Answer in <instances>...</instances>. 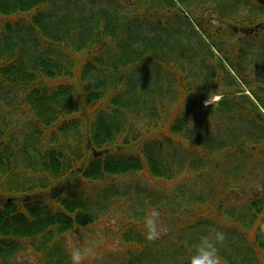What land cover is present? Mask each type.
<instances>
[{"label": "trees", "instance_id": "16d2710c", "mask_svg": "<svg viewBox=\"0 0 264 264\" xmlns=\"http://www.w3.org/2000/svg\"><path fill=\"white\" fill-rule=\"evenodd\" d=\"M247 69L264 81L256 0H0V264H71L73 231L133 192L147 208L168 197L180 235L148 242L140 221L127 225L123 264H189L212 229L226 234L223 264H259L264 198L237 207L224 194L264 179V84L240 102L228 80L248 83ZM223 70L230 91L218 93ZM137 172L173 183L174 195L133 179L123 189L120 177ZM203 177L207 203L229 221L208 223L205 197L186 194Z\"/></svg>", "mask_w": 264, "mask_h": 264}, {"label": "rangeland", "instance_id": "374dc122", "mask_svg": "<svg viewBox=\"0 0 264 264\" xmlns=\"http://www.w3.org/2000/svg\"><path fill=\"white\" fill-rule=\"evenodd\" d=\"M229 43L228 38L226 39V44ZM197 65V64H196ZM227 70L229 71L230 69L227 68ZM223 72H225L224 70L222 72L218 71V74H216L217 76L214 77L216 79V81H218V78L220 79V86L222 87H218L216 85V81L212 82V85L214 86V89L216 90L218 93H222V92H228L230 91L228 87L225 86L226 81V77L223 78V76H225V74H223ZM248 76V83H238L236 81H234L233 77H230L228 75V80L231 82H234V87H231L233 92H237V96L240 95V102H246L247 98L249 99L250 97H252L253 100H257V97L255 96V92H256V86L257 85H263L264 81L259 83L255 80V75L256 72L254 70H246L245 72ZM210 74V73H209ZM208 74V75H209ZM209 79L211 80L212 78L210 76H208ZM212 90V91H214ZM247 97V98H246ZM255 97V98H254ZM220 99V96H215V97H211V98H206V101H208L207 104H216L218 102V100ZM238 118V116L234 119V121H230L229 119L222 121L223 124H239V120L236 121V119ZM218 121V120H217ZM220 122V121H218ZM221 123V122H220ZM251 128V129H250ZM211 131L215 132L214 129L209 128ZM243 130V129H242ZM241 130V131H242ZM244 130H246V132H250V137L254 138V128L253 126L251 127L250 125H246ZM251 130V131H250ZM245 132V133H246ZM247 141L242 143H235L236 146H240L242 145V148L244 149L245 145L244 143H246ZM248 143V142H247ZM252 144V143H249ZM238 156L235 155H227L226 156V160H233L236 159ZM260 157H262V154L259 152L258 155H256V153L252 154V158L254 160L257 161H262V159H260ZM224 159V160H225ZM233 166L230 165L229 167ZM244 165H240L239 168V172H241L242 170H248L251 173V170L249 168H245ZM209 169V168H208ZM202 173H210V170H206L205 172ZM242 173V172H241ZM197 173H194V175H196ZM243 174V173H242ZM246 174V173H245ZM192 177H195V176ZM206 176V175H204ZM207 177V176H206ZM206 177H203L201 179H199L200 183L196 184L195 182L192 184V186H188L186 189V194L189 196L191 195L192 197L197 196L199 194L203 195L206 199L205 205H209V203H207L208 200V195H210L208 192H210V186L209 183L210 181H208V179ZM133 180H141V184H143V186L145 187H152L150 188V191H153L154 189H162L163 191H165V194L168 195H174L173 194V190H172V184L173 183H167L164 184V182L161 181H156L154 179H152V177H150L147 172H137L132 174L131 176H126V177H120L119 180V184L123 181L124 184L121 185L123 186V189L125 187H128V184ZM191 179V175H183L181 178V182L186 184L184 181L185 180H189ZM237 182L240 187L241 185L245 184L244 181L241 180H237L234 181ZM248 182V188L244 189V191H240L243 188H240L239 186H234L232 190L230 191H226L225 194V198L226 201L234 206L237 207H241L242 205H246L247 202L249 201H257L258 199L264 198V179H247ZM203 184H205L206 189H204ZM249 184H251L252 186H250ZM169 186V187H168ZM205 190V193L202 194L200 193V189ZM126 189V188H125ZM167 200V199H166ZM193 200V198L191 199ZM144 202V193H139V192H133V199L132 197H125V196H120L117 197L116 201L111 205V212L108 211L106 213L105 216H103V218H101L100 221H98L97 223H95L94 225L85 227V228H76L73 233L70 235V241L73 247L76 248H80V249H91V254L89 256H87L83 262V264H122L123 259L128 258L129 254L127 253L126 248L130 246V241L128 240H124L122 239L123 236L125 235L126 232V228L127 225L131 224V223H135L136 221H140L141 224L143 225V221L144 218L147 214H149L152 210H158L160 213V220L162 222V225L165 229V236H162V239H164L167 235L170 238H173L175 235V239L177 240V237L180 235V233H175L174 232V224H176L177 222H175V217L176 215H170L169 212L171 210H173L174 208L172 207L171 209H166L167 208V204L168 201H166V208L163 206L162 204V200L159 203V207H155L151 205V201L148 200L147 204H148V208L147 206L142 205V207L140 206V202ZM165 202V200H163V203ZM162 205V206H161ZM161 206V207H160ZM191 206L193 207H197V210H191L194 211L195 213H198V207L200 206L198 203H193L191 202ZM147 208V209H146ZM202 211H206L207 208L203 207L201 208ZM208 209H212L213 211L210 212L207 210V216H213L212 218H217V220L225 222V221H229L227 219L228 213L225 214L223 213V215L221 217H219V215H217V210H216V206H210L208 207ZM144 212V215L142 216H137L135 214L136 211H140V212ZM179 214L181 215V220H179V223L182 222V220L184 219H188L186 217V205H183L182 207H180ZM216 210V211H215ZM177 214V213H176ZM246 223V222H245ZM181 226H183V224H180ZM143 227V226H142ZM262 234L264 235V228H262ZM182 241H185L184 239H181ZM161 242V241H160ZM259 259L260 262L259 264H264V252L259 251Z\"/></svg>", "mask_w": 264, "mask_h": 264}, {"label": "clouds", "instance_id": "9594fccd", "mask_svg": "<svg viewBox=\"0 0 264 264\" xmlns=\"http://www.w3.org/2000/svg\"><path fill=\"white\" fill-rule=\"evenodd\" d=\"M208 101H206L207 105ZM145 238L148 242H156L165 234L158 210H152L143 221ZM226 240V234L218 229H212L207 235L199 238L195 245L194 254L189 258V264H223L219 255L220 247ZM91 254V249L73 247L70 251L71 264H83L85 258Z\"/></svg>", "mask_w": 264, "mask_h": 264}, {"label": "water", "instance_id": "95a60500", "mask_svg": "<svg viewBox=\"0 0 264 264\" xmlns=\"http://www.w3.org/2000/svg\"><path fill=\"white\" fill-rule=\"evenodd\" d=\"M259 1H261L262 3H264V0H259Z\"/></svg>", "mask_w": 264, "mask_h": 264}]
</instances>
